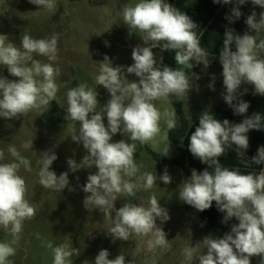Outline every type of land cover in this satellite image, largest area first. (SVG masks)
Masks as SVG:
<instances>
[{"label": "clouds", "instance_id": "1", "mask_svg": "<svg viewBox=\"0 0 264 264\" xmlns=\"http://www.w3.org/2000/svg\"><path fill=\"white\" fill-rule=\"evenodd\" d=\"M29 2L52 14L57 11L56 0ZM213 2L230 4L233 0ZM246 2L236 0L237 6L232 8V14L226 19L230 22L233 18L238 19L242 15L239 5ZM252 3L264 9V0H252ZM121 11L129 35L141 34L145 45L133 48L131 55L134 63L126 66V72L135 74L139 80L130 82L125 79L122 74L125 66L113 67L105 56L96 84L108 90L110 99L100 111H97L98 93L87 83H79L67 91L66 116L80 122L79 132L74 131L72 140L81 142L88 152L80 164L73 159H68L67 163L72 172L82 168V164L98 168V172L90 174L87 183L82 186L83 192L90 193L83 204L89 211L99 209L105 219L113 222L108 230L113 240L151 237L147 240L150 251L156 248L170 251L172 245L166 239V233L156 224L157 218L163 224L170 216L155 195L148 198L147 207L126 202L116 210L114 202L118 197H134L137 191H149L156 186L158 177L154 172H141L142 165L134 159L136 142L143 146L161 136L162 119L166 121L167 131L163 132L161 138L169 141V131L176 127L175 119L167 110L161 112L154 101L187 94L193 87L187 71L193 67L191 62L207 67L209 56L201 46L196 32L197 24L166 0H139L135 5L122 7ZM245 23L249 29L260 33L264 30V11L260 13L258 22L253 12ZM58 39V34L47 39L24 35L21 51L7 35L0 34V65L6 66L12 76L19 78L14 81L0 78V117L18 118L34 109L47 107L56 99L58 85L55 78L60 69L52 63L42 64L33 59V53L56 61ZM233 43L235 51L231 47ZM157 47L162 51L174 50L178 67L173 69L162 63L156 66L157 59L152 49ZM261 53H264V39L257 42L256 35L247 32L242 36L236 35L231 29L224 33L220 52L226 89L223 99L236 115L245 114L250 106L248 102L238 99L237 92L242 83L254 85L255 94L264 96V58H261ZM209 87L214 90L212 84ZM104 116L107 117V127L103 122ZM262 122L264 117L261 113H254L234 124L227 119L221 122L208 111L200 116L199 126L190 136L189 151L202 163L213 167L214 172L205 169L198 173L193 169L191 177L179 186V199L201 212L209 209L215 201L218 210L226 213L222 223H227L233 217L239 223L233 224L231 231L225 233L223 238L208 235L195 246L184 247L182 254L188 261L192 262L195 258L199 264H250V257H264V170L258 174H241L222 167L219 159L232 145L236 146L241 157L245 156L249 147L248 132L264 129ZM118 132L129 137L131 142H110ZM32 145L33 139H29L22 147L29 149ZM168 149L169 146L164 155L168 154ZM8 153L16 162L0 163V228L10 230L12 240L0 242V264H13L9 257L15 255L14 245L20 239L23 223L36 215L35 204L26 199V181L18 174L21 167L31 172V161L21 156L15 146L9 145ZM4 158L5 153L0 150V160ZM56 159L54 152H44L37 162L38 176L43 188L60 193L69 185V180L67 172L57 176L50 171ZM250 161L256 165L264 164V146L258 148ZM159 179L168 184L172 178L165 169ZM73 190L69 188V191ZM114 210L115 219H112ZM44 245L52 252V264H73L71 257L74 252L69 245L54 247L51 241H45ZM203 249L207 250L206 254H202ZM109 255L108 250H100L95 264H126L123 253L114 259H109ZM83 264H89V261ZM261 264H264V259Z\"/></svg>", "mask_w": 264, "mask_h": 264}, {"label": "rangeland", "instance_id": "2", "mask_svg": "<svg viewBox=\"0 0 264 264\" xmlns=\"http://www.w3.org/2000/svg\"><path fill=\"white\" fill-rule=\"evenodd\" d=\"M139 0H56L57 11L52 14L29 0H0V34L7 35L15 46L23 51L21 40L24 35L34 39H47L58 34V52L56 61H49L47 57L33 53V59L40 63H52L60 69L55 82L58 85L56 103L65 111L67 109L66 93L79 83L87 85L97 91V111L110 99V93L102 85L96 84L101 63L107 56L113 67L125 66L122 73L130 82H138L135 74H128L126 66H131L132 50L130 46H145L139 33L129 35V29L122 21V7L135 5ZM107 42V45L106 43ZM157 54V53H156ZM0 78L9 81L19 80L12 76L6 66L0 65ZM41 79V78H37ZM193 87L179 99L187 111L189 123H194L196 116V98L199 91L193 81ZM211 93V89L204 90V111H208L223 100V94ZM161 112L167 110L173 114L176 126L178 115L168 100L154 101ZM106 117V116H104ZM107 127V122H104ZM80 122L61 121L50 112V107L34 109L18 118L0 117V150L5 158L0 163L16 162L8 153L9 145L15 146L20 155L31 161L32 171L21 167L18 174L26 181V199L35 204L36 215L23 223L20 239L14 247V256L9 257L13 264H52L53 255L45 245L51 241L53 246L67 244L73 250L71 257L73 264H95V257L99 251H109V259L123 253L126 264H199L197 259L188 261L182 254L186 246H195L206 237L197 229L184 210V202L179 199V186L185 181L177 167L158 164L137 144L134 159L142 165L141 172L153 171L158 177L149 191H137L134 197L121 196L114 202L118 210L126 202L147 207L148 198L155 195L160 206L167 210L170 219L163 224L159 218L156 224L166 233V239L172 245L170 251L159 248L149 250L147 240L151 237H130L129 240H113L108 232L113 226L111 220L105 219L99 209L87 210L83 204L85 193L82 186L87 183L90 174H96L98 168L93 165H81L82 168L72 172L67 160L73 159L80 164L88 154L81 142L73 141L71 135L76 130L78 134ZM161 136L145 145L153 152L164 155L168 146V154L173 158L175 149L168 140L161 137L167 131L165 120L160 121ZM33 139L32 148L24 149L22 144ZM131 142L120 132L113 135L110 142ZM51 151L57 156L50 167L57 176L68 173L69 185L60 193L43 188L39 183L38 161L44 152ZM165 169L171 176V183L165 184L159 179ZM78 178V179H77ZM69 188L74 189L69 191ZM115 210L111 213L115 219ZM39 235V238H38ZM12 240L9 231L0 228V242ZM207 250L203 249L202 254ZM264 257L254 255L250 257V264H261Z\"/></svg>", "mask_w": 264, "mask_h": 264}, {"label": "trees", "instance_id": "3", "mask_svg": "<svg viewBox=\"0 0 264 264\" xmlns=\"http://www.w3.org/2000/svg\"><path fill=\"white\" fill-rule=\"evenodd\" d=\"M252 1V0H250ZM167 3L171 4L173 7L177 8L179 11L184 12L188 15L194 22H200L201 13L204 11V6L211 8L213 6V11L220 5V3H213V5H205L207 0H195V4H191L188 0H166ZM262 9L257 8V13ZM204 25V20L202 21ZM201 23L196 29L197 35L201 31ZM155 58L157 59V65L161 63L170 68H177L175 61V51H162L160 47L152 49ZM157 53V54H156ZM208 60H212L208 58ZM193 67L188 71L189 78L193 72L198 73L200 76L198 78V83L202 81V73L200 70V64L195 61L191 62ZM217 64L216 60L213 63L205 67L204 66V83L213 81V77L216 78ZM238 99H242L249 103V108L247 112L243 115L234 114L233 109L226 104V102L221 103L216 108L212 109L210 112L221 122L227 119L230 123H239L245 117H251L254 113H261L264 117V96L257 94H244L238 96ZM169 103L175 109L178 115V124L175 128L169 131V142L175 149L176 155L173 158L166 157L162 154L153 152L145 144L141 146L139 142H136L141 148H143L154 161L158 164H166L173 167H177L182 173L185 180L191 177V172L195 169L198 173L203 172L207 169L210 173L214 172V168L210 167L206 163H202L198 158L194 157L189 151L190 136L195 131L196 127L199 126V119L192 125L189 124L185 107L179 97L173 95L168 99ZM238 101H234L237 103ZM50 112L52 115L60 119L61 121H72L66 115L67 112L60 107L56 101H52L49 105ZM103 122H107V117H103ZM262 127H264V122H262ZM128 140L129 137L125 136ZM249 137V147L245 152V156L241 157L238 154V149L235 145L226 148L225 153L221 156L220 164L224 168L230 170H237L241 174H258L260 171L264 170V164L256 165L251 163V158L257 154L258 148L264 146V129L261 130H250L248 132ZM184 210L192 224L199 229L205 236L211 235L216 238H223L225 233L231 231L233 224H238L239 221L233 217L227 223H222V220L226 213L218 210L216 202L213 201L212 206L204 210L203 212L196 210L194 207L186 204L184 202Z\"/></svg>", "mask_w": 264, "mask_h": 264}, {"label": "crops", "instance_id": "4", "mask_svg": "<svg viewBox=\"0 0 264 264\" xmlns=\"http://www.w3.org/2000/svg\"><path fill=\"white\" fill-rule=\"evenodd\" d=\"M188 2L191 4H195V0H188ZM213 3H214L213 0H207L205 5H209V4L213 5ZM236 6H237L236 0H233V2L230 4L220 3V5L215 9L214 12H212L213 6H211V8L204 6V11L201 13L200 22L198 21L195 22L197 26L200 25L201 23L202 26L201 31L198 34V36L200 37L201 46L204 47L205 50L207 51L209 56L208 58L212 59L209 60L208 66H210L213 63V60L215 59L217 64V72L215 75L216 78L214 79V82L210 81L207 83H204V65L202 63L200 64V70L202 73L201 83H198V78L200 76L198 73L193 72L191 74L190 79L195 83L200 93L195 101L196 102L195 108L197 111H196V116L193 118L195 120L194 122L200 119V116L204 112H206L204 111V90L208 88L211 89L209 87L210 84H212L214 87V90L211 89V93L217 95V94H222L226 91L223 85L222 64L220 63V52L223 47L224 33L226 32V30L231 29L233 30L234 34L241 36L245 32H247L249 35H256L257 42H259L260 39H264V30H262L260 33L257 34L255 30L249 29V27L245 23L246 18L249 15H251L253 12L256 13L257 22H258L260 13L264 11V9L260 8L259 6H255L252 3V1L247 0L245 4L239 5V10L241 11L242 15L238 19L233 18V20L230 22L228 19H226V16H230L232 14L231 13L232 8ZM257 8H260L262 10L259 13H257ZM203 20H204V25L202 24ZM231 47L233 51L236 50L234 43ZM261 58H264V53H261ZM254 93H255L254 85L244 82L241 84L240 88L238 89L237 96L244 94H254ZM223 102H225L224 99L221 100L219 103H217L214 107L209 109L208 112H210L212 109L216 108L218 105H220Z\"/></svg>", "mask_w": 264, "mask_h": 264}, {"label": "water", "instance_id": "5", "mask_svg": "<svg viewBox=\"0 0 264 264\" xmlns=\"http://www.w3.org/2000/svg\"><path fill=\"white\" fill-rule=\"evenodd\" d=\"M136 47H139V46H130V48H136Z\"/></svg>", "mask_w": 264, "mask_h": 264}]
</instances>
